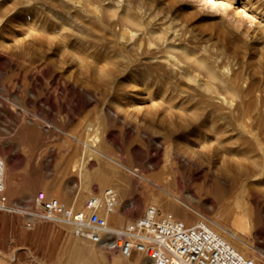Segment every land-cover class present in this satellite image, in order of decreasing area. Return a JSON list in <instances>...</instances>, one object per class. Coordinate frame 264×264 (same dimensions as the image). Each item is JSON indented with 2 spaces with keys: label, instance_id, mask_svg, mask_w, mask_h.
<instances>
[{
  "label": "rangeland",
  "instance_id": "obj_1",
  "mask_svg": "<svg viewBox=\"0 0 264 264\" xmlns=\"http://www.w3.org/2000/svg\"><path fill=\"white\" fill-rule=\"evenodd\" d=\"M102 1L117 11L126 8L148 27L123 21L119 12L96 19L65 0H0V156L4 178L20 165L25 188L34 190L31 203L19 210H35L38 191L66 205L76 201L80 209L109 187L93 180L82 196L80 174L72 168L80 141L98 127L100 153L87 169L119 186L109 226L121 227L149 206L188 225L216 220L243 237L248 255H261L255 263L264 264V184L258 183L264 175L251 180L264 171V0H251V6L244 0ZM122 30H135L139 47L117 40ZM158 31L169 42L158 41ZM180 47L213 64L219 75L230 70V81L245 93L243 109L233 114L213 105L153 59L174 57L207 79ZM168 148L172 166L164 167ZM243 184L249 195L245 215L233 206ZM60 226L77 238L70 226ZM80 240L96 254L79 264H145L134 252L127 259Z\"/></svg>",
  "mask_w": 264,
  "mask_h": 264
},
{
  "label": "built area",
  "instance_id": "obj_2",
  "mask_svg": "<svg viewBox=\"0 0 264 264\" xmlns=\"http://www.w3.org/2000/svg\"><path fill=\"white\" fill-rule=\"evenodd\" d=\"M5 162L0 156V209L7 206L4 194ZM35 210H16L31 220L68 225L77 238L125 258L142 256L148 264H255L235 250L204 218L186 224L171 212L149 206L121 227H111L107 216L116 208L117 196L106 188L87 198L80 209L38 191Z\"/></svg>",
  "mask_w": 264,
  "mask_h": 264
},
{
  "label": "bare ground",
  "instance_id": "obj_3",
  "mask_svg": "<svg viewBox=\"0 0 264 264\" xmlns=\"http://www.w3.org/2000/svg\"><path fill=\"white\" fill-rule=\"evenodd\" d=\"M68 2V3H70L73 7H75V8H77L80 12L82 11L83 12V14L85 15V13L87 14H89V15H92V16H94L93 18H96V19H100L101 17H102V15H107V14H109V15H113L114 17H115V14L117 13V12H119V16H120V18L123 20V21H126V22H130V24L132 25H134V26H136L137 28L138 27H143L144 25H143V23L144 22H142L140 19H139V17L137 18V17H134V16H130L128 13H127V11H126V8L124 9V10H122V12L121 11H117V9H112L111 7H109V6H105V5H103L102 3H103V1L102 0H65V2ZM102 1V3L100 4L99 2H101ZM61 2H63V1H61ZM244 2H247V4H250V6L251 5H254V2H252L251 0H244ZM243 2V3H244ZM115 3V2H114ZM120 3V2H119ZM111 4V3H110ZM119 6H121V5H119ZM123 6V5H122ZM134 6H135V4H134ZM69 7V6H68ZM115 7V6H114ZM125 7H127V6H125ZM72 8V7H71ZM118 9H119V7H118ZM130 9V8H129ZM255 9L256 10H259V8L258 7H255ZM73 10V9H72ZM264 10V9H263ZM85 12V13H84ZM121 12V13H120ZM259 12H261V9H260V11ZM258 13V12H257ZM102 14V15H101ZM90 17V16H89ZM107 17V16H106ZM109 17V16H108ZM112 17V16H111ZM259 17H261V18H264V15L263 14H261ZM101 21V20H100ZM2 23V20H0V24ZM148 23V22H147ZM146 23V24H147ZM150 23V22H149ZM148 23V24H149ZM257 23V25H260V21H257L256 22ZM147 24V25H148ZM168 25V24H167ZM107 26V25H106ZM145 27H148V26H146L145 25ZM150 27V26H149ZM108 28V27H107ZM135 28V27H134ZM144 28V27H143ZM164 29V28H163ZM145 30H147V28L145 29ZM133 31H135V30H133ZM133 31H131V30H128V31H126V30H122V31H120L117 35H116V37H117V40H119L120 42L122 41V42H124V43H126L127 42V44L128 45H131L132 47L133 46H135V45H137V43H140V42H138L139 41V38H138V36L133 32ZM145 33V32H144ZM144 33H141L142 35L144 34ZM146 34H148V35H150L151 33H149V31H147L146 32ZM146 34H145V36H146ZM154 34V33H153ZM112 35H114V34H112ZM141 35V36H142ZM152 36V35H151ZM155 36H156V38L158 39V41L160 40V41H164V42H166L165 41V39L167 38V37H164L163 36V34H161V33H159V31H158V33H156L155 34ZM155 36H153V37H155ZM115 36L113 37L114 39L116 38ZM169 38V37H168ZM116 40V39H115ZM117 40L115 41V42H117ZM170 40H172V38L170 39ZM118 41V42H119ZM152 42V41H151ZM167 42H169V40L167 41ZM174 42H175V40H174ZM142 43H143V41H142ZM162 43V42H161ZM118 44V43H117ZM122 44V43H121ZM170 44V43H169ZM177 44V43H176ZM123 45V44H122ZM124 45H126V44H124ZM128 45H126V46H128ZM119 46V45H118ZM125 46V47H126ZM148 46V45H147ZM175 46V45H174ZM177 46V45H176ZM179 46V45H178ZM137 47H139L138 45H137ZM137 47H136V49H137ZM140 47H141V45H140ZM165 47H166V45H165ZM127 48V47H126ZM129 48H131V47H129ZM135 48V47H134ZM158 48V47H157ZM169 48V47H168ZM171 48V47H170ZM174 48H176V47H174ZM173 48V49H174ZM179 48V47H178ZM181 48H182V50H184V49H186L185 47H180V52L186 57V60H189L190 62H192L195 66H197V67H199V68H201V69H203L204 71H205V73L207 74V79H202V78H199V76L198 75H196L195 73H193V72H191V71H189L188 69H186L185 67H183V66H181L182 64H179V62H178V60L177 59H175L174 57H170V56H156V57H153V56H155V55H153L152 57H153V59H155V60H158L160 63H162V64H164L166 67H167V69L169 68V69H171L173 72H177L178 74H179V76L183 79V80H185V82L187 83V88H185V89H189V88H191L192 90H193V92L194 91H196V90H198V91H200V92H203L206 96H204L205 98H208L207 100H209V102L210 103H212L213 105H216V106H218V107H221V108H223V110H228V112L230 113V112H233V111H240V109L239 108H242V103H243V98H242V96H244V92H242V93H244V94H241V91L239 90V88H237L235 85H234V82L232 83L231 81H230V79H231V76H230V78H229V72L228 71H230V70H228V71H225V73L223 72V74L222 75H219L217 72H216V69L217 68H215L214 66H213V64H208L204 59H203V57L202 58H200V57H196V55L194 54V52L193 53H187L186 51H187V49H186V51H182L181 50ZM184 48V49H183ZM139 49V48H138ZM137 49V50H138ZM172 49V48H171ZM136 50V51H137ZM142 50V49H141ZM150 50V49H149ZM178 50V49H177ZM121 51V50H120ZM133 51V50H132ZM139 52H140V50H138ZM122 52V51H121ZM131 52V51H130ZM160 52V51H159ZM158 52V53H159ZM136 54V53H135ZM167 55H171V54H167ZM150 56V55H149ZM172 56V55H171ZM151 59V58H150ZM163 67V66H162ZM165 68V67H164ZM170 71V70H169ZM171 72V71H170ZM179 78V77H178ZM180 79V78H179ZM215 82H218L219 83V88L221 89V90H223V94L222 93H220L219 92V89H218V87H216L215 86ZM244 86H245V84H244ZM183 87V86H182ZM177 91H179V90H177ZM190 91V90H189ZM244 91V90H243ZM249 91H250V89H249ZM246 92V91H245ZM180 93H182V92H180ZM250 93V92H249ZM247 94V93H246ZM255 94V93H254ZM257 94V93H256ZM202 94H200V96H201ZM245 96H247V95H245ZM249 96V95H248ZM194 97V96H193ZM203 97V98H204ZM208 102V101H207ZM255 104V103H254ZM262 103H260V105H261ZM264 104V103H263ZM213 105H212V107H213ZM258 105H259V100H258ZM256 106V105H255ZM209 107H210V105H209ZM211 107V108H212ZM251 107V106H250ZM252 107H254V106H252ZM262 108H263V106H261ZM260 107V108H261ZM246 108V107H245ZM244 108V109H245ZM255 108V107H254ZM259 108V107H258ZM216 109H217V107H216ZM215 109V110H216ZM237 109H239V110H237ZM243 109V108H242ZM241 109V110H242ZM222 110V109H221ZM246 110V109H245ZM254 110V109H253ZM257 109H255V111H256ZM259 110H261V109H259ZM252 111V110H251ZM243 112H245L244 110H243ZM258 112V111H257ZM234 113H236V112H233V114ZM263 113V112H262ZM256 115H257V113H256ZM251 117V116H250ZM254 119V118H253ZM251 121V120H250ZM253 121V120H252ZM252 123V122H251ZM251 125V124H250ZM251 126H253V125H251ZM245 128V127H244ZM252 128V127H251ZM89 130V129H88ZM247 130V129H246ZM246 130H244V131H246ZM253 130V128L250 130V133H251V131ZM256 130V129H255ZM100 132H99V130H98V127L96 128V129H94L93 131H91L90 133H88V135L84 138V140L82 139V141H80L81 142V155H80V157L77 159V160H75L74 162H73V164H72V168H76L77 170H78V173L80 174V177H81V181H82V183H81V185H82V196H84V194L85 195H87L88 193H89V190H90V188H91V185L93 184V180H96V182L98 183V185L99 186H103V185H106V184H108L109 185V187H107V188H111V189H113L114 191H115V193H116V191L118 190V191H120V189H119V186L117 185V184H110V181H111V179H110V177H107L106 175H101V176H99V174L97 173V172H95V171H93L92 173L90 172V171H88V169H87V165L89 166V164H88V162L90 161V160H92V159H97L96 157L99 155V153H100V151H99V143H100V138H99V136H101L100 134H99ZM247 134V133H246ZM248 135V134H247ZM254 135V134H253ZM85 136V135H84ZM252 139V138H251ZM102 140V139H101ZM258 145V144H257ZM169 148L167 149V151H166V154H167V156H166V158H165V162H164V164H163V166L164 167H167V165L169 166L170 164H171V166H172V163H171V159L169 158ZM76 159V158H75ZM238 162V161H237ZM214 164V163H213ZM257 165V164H256ZM254 166V165H253ZM258 166V165H257ZM260 166V165H259ZM263 166V165H262ZM262 166H260L262 169H263V167ZM242 167V166H241ZM260 168V169H261ZM259 169V170H260ZM241 170V169H240ZM230 171V170H229ZM263 170H261L259 173H257L256 175H251L252 177H251V180H253V181H259V179H261V177L264 175L263 174ZM236 174V173H235ZM112 177V176H111ZM264 177V176H263ZM262 177V178H263ZM177 178V177H176ZM203 178V177H202ZM5 179V178H4ZM263 180V179H262ZM257 181V182H258ZM113 182V181H112ZM174 182V181H173ZM172 182V183H173ZM175 183V182H174ZM224 183V182H223ZM258 183H260V186H262V184H264V182H258ZM246 185H247V182L245 183ZM245 184H243L242 185V187L239 189V191L237 192V196L235 197V199H234V201H233V206L234 207H236V208H238V209H240V211H242V215H245V213L249 210L248 209V206H247V200H246V198H245V196L246 197H248L249 195L246 193L245 194V192H246V189H245ZM177 185V184H176ZM212 186V185H211ZM223 186V185H222ZM259 186V187H260ZM264 186V185H263ZM255 187H256V184H255ZM223 188V187H222ZM226 188V187H225ZM262 188V187H261ZM5 189H7L6 188V184H5V180H4V192H5ZM106 189V188H105ZM115 189H117V190H115ZM238 189V188H237ZM229 190V189H228ZM222 191H223V189H222ZM232 195H234V194H232ZM248 195V196H247ZM75 199V198H74ZM230 199V198H229ZM77 200V199H76ZM227 200H228V198H227ZM231 200V199H230ZM75 202L76 201H73V203H72V205L74 206L75 205ZM80 204V203H79ZM79 204H77V205H79ZM151 204L152 205H158V203L156 202V200H153L152 202H151ZM171 205H173V204H171ZM231 206V205H230ZM82 207V206H81ZM157 207V206H156ZM230 208V207H229ZM231 210V209H230ZM115 211V210H114ZM233 212V211H232ZM114 213V212H113ZM238 213H239V210H238ZM115 214V213H114ZM230 214V213H229ZM239 215H241V214H239ZM203 217V216H202ZM220 217V216H219ZM218 217V218H219ZM223 217V216H222ZM227 217H230V215H228ZM217 218V219H218ZM108 219V218H107ZM204 219H206V218H204ZM216 219V218H215ZM116 220V219H115ZM114 220V221H115ZM118 221H120L119 219H117ZM206 221L211 225V227L217 232V233H219L235 250H237L238 252H240L241 254H243L244 256H251V259L254 261V262H256L257 260H260L262 257H260V256H256V255H252V253L250 254V255H248V253H249V251H251L250 250V247L248 246V243H247V241L243 238V237H241V236H239L236 232H234V231H230V230H228L227 228H225L224 226H222V225H220L219 223H218V221H216V220H208V219H206ZM240 221V220H239ZM238 221V222H239ZM112 222H113V220H112ZM242 223V222H241ZM79 239H82V238H79ZM82 240H85V239H82ZM93 244V243H92ZM95 245V244H94ZM85 245L83 244V243H79V249L80 250H85V247H84ZM253 247V246H252ZM251 247V248H252ZM87 251L89 252V254L92 256V257H95V254H96V250L93 248V247H91V246H89V248L87 249ZM100 255V254H99ZM124 257V256H123ZM125 258V257H124ZM132 264H141V262H140V260L138 259L137 261H135V262H133ZM145 264H148L146 261H145ZM256 264V263H255Z\"/></svg>",
  "mask_w": 264,
  "mask_h": 264
},
{
  "label": "crops",
  "instance_id": "obj_4",
  "mask_svg": "<svg viewBox=\"0 0 264 264\" xmlns=\"http://www.w3.org/2000/svg\"><path fill=\"white\" fill-rule=\"evenodd\" d=\"M19 167L5 179L6 202L14 209H0V264H79V258L92 257L60 224L34 221L15 209L30 204L34 191L25 188Z\"/></svg>",
  "mask_w": 264,
  "mask_h": 264
}]
</instances>
